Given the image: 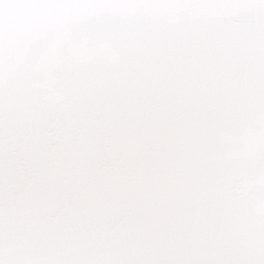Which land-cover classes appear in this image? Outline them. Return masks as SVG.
Masks as SVG:
<instances>
[{
	"label": "snow or ice",
	"instance_id": "snow-or-ice-1",
	"mask_svg": "<svg viewBox=\"0 0 264 264\" xmlns=\"http://www.w3.org/2000/svg\"><path fill=\"white\" fill-rule=\"evenodd\" d=\"M0 264H264V0H0Z\"/></svg>",
	"mask_w": 264,
	"mask_h": 264
}]
</instances>
